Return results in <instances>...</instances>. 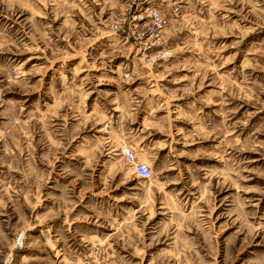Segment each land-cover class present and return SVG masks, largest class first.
I'll use <instances>...</instances> for the list:
<instances>
[{
  "label": "rangeland",
  "instance_id": "obj_1",
  "mask_svg": "<svg viewBox=\"0 0 264 264\" xmlns=\"http://www.w3.org/2000/svg\"><path fill=\"white\" fill-rule=\"evenodd\" d=\"M0 264H264V0H0Z\"/></svg>",
  "mask_w": 264,
  "mask_h": 264
},
{
  "label": "built area",
  "instance_id": "obj_2",
  "mask_svg": "<svg viewBox=\"0 0 264 264\" xmlns=\"http://www.w3.org/2000/svg\"><path fill=\"white\" fill-rule=\"evenodd\" d=\"M153 17L155 22L160 23L161 20L158 14L153 13ZM123 155L127 164L132 167V173L134 174L135 177L147 181H150L153 178V173L150 167L144 163L138 162L137 157L132 150L130 149L124 150ZM20 241L21 238H19V240L17 241L18 247H21Z\"/></svg>",
  "mask_w": 264,
  "mask_h": 264
}]
</instances>
